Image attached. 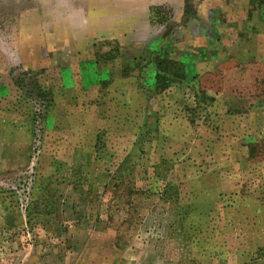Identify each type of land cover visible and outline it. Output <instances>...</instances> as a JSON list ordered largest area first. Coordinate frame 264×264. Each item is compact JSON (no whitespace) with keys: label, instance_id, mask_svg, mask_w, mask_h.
I'll use <instances>...</instances> for the list:
<instances>
[{"label":"rangeland","instance_id":"1","mask_svg":"<svg viewBox=\"0 0 264 264\" xmlns=\"http://www.w3.org/2000/svg\"><path fill=\"white\" fill-rule=\"evenodd\" d=\"M188 3L134 30L114 0H0V264L264 252L239 194L264 165V0Z\"/></svg>","mask_w":264,"mask_h":264},{"label":"crops","instance_id":"2","mask_svg":"<svg viewBox=\"0 0 264 264\" xmlns=\"http://www.w3.org/2000/svg\"><path fill=\"white\" fill-rule=\"evenodd\" d=\"M189 1L191 0H188V2ZM180 3L181 6L179 7V11L175 9L174 4L170 0H114L113 5L116 9L115 14H122V20L127 23L126 25L135 30L139 27H149L151 17L150 10L153 7H160L163 9L174 8L176 12H181L182 15L186 14L188 8L186 0H180Z\"/></svg>","mask_w":264,"mask_h":264},{"label":"trees","instance_id":"3","mask_svg":"<svg viewBox=\"0 0 264 264\" xmlns=\"http://www.w3.org/2000/svg\"><path fill=\"white\" fill-rule=\"evenodd\" d=\"M187 2V7H189V3L188 0H186ZM161 10L160 7H153L150 10L151 13V17L154 16V12ZM153 21V20H152ZM161 80H163V76L162 74H159V69L157 70V73L155 75V82L158 83V81L160 82ZM38 91L37 95L38 98L40 99H44L46 100V96H48V92H44L40 87H38ZM255 150H252L249 154H248V159L250 158L251 161H253L255 159ZM263 161V160H262ZM262 161L260 163H262ZM264 165L261 166H257L255 169H250L248 174L250 175V177L252 176L253 179H258L259 183L262 182L263 185L261 184V186H259L258 181L256 182L257 184H255V182H252L250 180H246L245 183L242 184L241 186V192L239 194L243 195L244 198H255L257 200H259V202L263 203L264 205V169H263ZM263 171V172H262ZM257 186L256 189H253L252 187ZM250 200V199H249ZM240 202L241 199H236V200H231V205L233 206L234 204H236V202ZM244 201V200H242ZM185 235H187L185 233ZM188 236V235H187ZM250 257V264H258L259 260L264 258V252L262 250L257 249V251H255Z\"/></svg>","mask_w":264,"mask_h":264}]
</instances>
